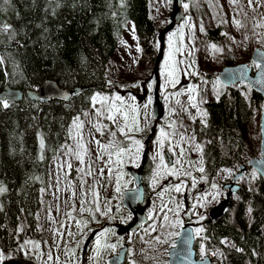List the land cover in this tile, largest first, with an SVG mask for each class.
Returning <instances> with one entry per match:
<instances>
[{"label":"rangeland","instance_id":"374dc122","mask_svg":"<svg viewBox=\"0 0 264 264\" xmlns=\"http://www.w3.org/2000/svg\"><path fill=\"white\" fill-rule=\"evenodd\" d=\"M185 3L188 4L187 9L183 6ZM181 6L184 17L179 23L171 25L169 0L149 2L150 16L158 30L156 62L153 64L140 61L133 25L125 23L122 41L109 64L106 90L95 94L107 97V102L94 103L92 100V108L82 118L73 120L69 143L50 160L46 201L37 217L38 231L43 232L42 239L24 240L13 252L0 251L4 256L2 264L13 259V254L21 255L33 264H81L84 244L92 234L94 237L83 264H108L125 241L117 234V226L123 227L131 219L129 211L121 205L125 192L136 187L127 170L139 169L145 154L146 138L152 127L156 128V135L148 153L154 168L148 182L153 198L148 205L150 211H147L151 215V226L145 227L144 233L148 231L151 234L154 225L160 222L158 237L172 236L169 234H178L182 224L188 221L196 235L195 229L201 227L202 219L226 200L227 190L223 187L232 182L231 178L238 171L219 172L212 187L198 179L202 175L198 169L203 168V144L195 138L192 124L202 117L203 103L215 100L224 90L225 87L217 81L225 63H232V66L247 64L256 70V65L252 66L254 64L250 60L255 48L264 47V0H181ZM217 27L225 38L221 46L213 48L205 33ZM170 36L177 69L178 82L175 86L168 82L164 74L165 61L170 52ZM176 48L180 51H174ZM156 72L164 107V117L158 124L152 118ZM189 88H195V93H190ZM116 96L121 100L116 101ZM190 96H195L197 107L191 106ZM113 103L121 107V112L115 113V121L106 118ZM97 110L103 115L98 116ZM125 112L127 121L123 118ZM259 120L250 132L248 155L257 153L260 147ZM74 121L83 127L77 128ZM125 123L127 127H124ZM97 127L101 131H97ZM122 127L124 134L119 131ZM162 130L167 133V138L161 148ZM96 141L100 145L112 144L113 147L105 151ZM133 141L142 145L138 158L129 159L131 154H125L119 157L122 163H118L116 153L120 148H130L135 152ZM165 149L171 157L169 166L163 155ZM78 153L83 156V164L77 158ZM161 155L165 165L169 168L175 166L178 177L167 175L163 170L161 175H156ZM248 155L246 160H250ZM118 181L119 192L116 191ZM189 184L191 190L198 185V191H190ZM176 185H182L181 192L174 190ZM213 185L216 187L213 188ZM193 191L197 193L192 194ZM185 206L188 208L185 209ZM177 212L179 215H176ZM165 215L169 218L167 222L163 219ZM177 220L181 223L172 227L171 224ZM101 233L104 235L101 236ZM98 240L101 245L99 256ZM25 241L33 243L26 244ZM112 244L116 245L115 250L105 247ZM152 245L155 251L150 256L144 251L140 254L137 247L129 248L126 263L148 264L150 261L151 264H164L159 263L157 258L151 259L159 256L160 251L156 250L160 247L158 244Z\"/></svg>","mask_w":264,"mask_h":264},{"label":"trees","instance_id":"16d2710c","mask_svg":"<svg viewBox=\"0 0 264 264\" xmlns=\"http://www.w3.org/2000/svg\"><path fill=\"white\" fill-rule=\"evenodd\" d=\"M149 2L0 0V91L10 87L25 94L48 80L66 91L80 89L67 101H31L25 96L8 109L0 108V186L6 189L0 193L1 252L15 251L24 240L42 239L37 217L46 201L50 160L69 143L73 120L82 118L92 108V97L106 90L109 64L126 22L133 25L140 61L156 62L158 30ZM205 38L221 46L225 36L217 27L206 31ZM223 89L215 100L203 103L202 113L207 115L192 124L195 138L203 144L201 174L207 182L223 170L247 165L250 132L264 108L262 97L246 84ZM248 156L258 158L260 147ZM237 184L239 190L216 221L202 219L204 231L194 234L196 255L201 256L203 245L204 256L215 253L213 264H264V177L248 169ZM161 225L156 223L151 234L143 232L144 226L131 235L127 250L137 247L150 256L155 251L152 244H158L159 256L151 259L167 264L165 257L176 237H162L160 241L167 242L158 243Z\"/></svg>","mask_w":264,"mask_h":264},{"label":"water","instance_id":"95a60500","mask_svg":"<svg viewBox=\"0 0 264 264\" xmlns=\"http://www.w3.org/2000/svg\"><path fill=\"white\" fill-rule=\"evenodd\" d=\"M190 2L191 0H184ZM171 4L169 23L177 24L184 17V12L181 6V0H169ZM251 61L253 64H260L264 68V49L255 48L251 55ZM155 88L153 92V105H152V118L154 121L160 122L164 117V107L160 97V88L157 72L155 74ZM219 82L225 87H231L239 83L247 84L250 89L259 94L264 100V78L261 75V69L253 70L247 64H238L234 66H225L218 74ZM80 92V89H73L71 91H66L57 86V84L48 80L43 86L37 90H29L25 94L17 89H12L10 87H5L0 91V98L9 99L11 104H15L23 100L26 96L31 101H49V100H61L67 101L72 95H76ZM259 130H260V156L258 158H252L248 160L247 165H240L238 172L234 175L232 182L223 187L224 190H227L226 200L222 202L214 211L211 213H217L219 210L225 209L231 197L237 193L239 190V185L237 184L239 178L242 177L244 172L247 169L253 170L258 176L264 177V108L260 115L259 120ZM152 133L155 131V127L152 128ZM150 140V137L147 139V142ZM165 160L170 165V158L167 154L164 155ZM130 174L132 175L135 183V189L125 192L124 199L122 200V206L126 208L132 215L130 222L124 227L119 228L118 233L133 232L138 230L143 224L146 223V218L144 214L137 211L144 199V190H143V181H142V172L134 171L129 169ZM211 213L209 214L212 217ZM191 237V243L185 244L184 241ZM93 239L91 235L82 251V256L84 257L86 250ZM194 235L191 227L184 225L175 242L177 247L169 248L167 251V262L168 264H212L211 258L197 257L196 251L194 248ZM187 252L191 254L188 255ZM127 247L124 245L118 253L113 256L108 264H124L126 260ZM6 264H19L18 261L12 260Z\"/></svg>","mask_w":264,"mask_h":264},{"label":"snow or ice","instance_id":"6c2138e0","mask_svg":"<svg viewBox=\"0 0 264 264\" xmlns=\"http://www.w3.org/2000/svg\"><path fill=\"white\" fill-rule=\"evenodd\" d=\"M5 2H8V0H5ZM183 6H184L185 9L188 8V4H187V3H185ZM3 28H4V30L7 31V30L9 29V25L5 24V25L3 26ZM201 30H203V29H201ZM173 35H175V34H173ZM169 48H170V52H169V57H168V59L165 61V65H164V74H165V76H166L168 82L172 83L173 86H175V84H176L178 81L176 80V71H177V69H176V61L173 59V52H172V50H171V49H172V36L169 37ZM213 48H215V45H213ZM138 50H139V49H138ZM216 50L219 51V49H216ZM174 51L179 52L180 49H179V48H176ZM2 62H3V61L0 60V63H2ZM256 67H257L258 69H261V75H262V78H264V68H262V66H261L260 64H256ZM217 82L219 83V81H217ZM188 91H189L190 93H195L196 89H195V88H189ZM92 100H93L94 103H105V102H107L108 98H107V97H101V96L97 95V96L92 97ZM115 100H116V101H120L121 98H120L119 96H116V97H115ZM194 101H195V96H190V102H192L191 106H192V107H197V104H196ZM178 102H179V101H178ZM149 103H151V98H149ZM122 104H123V102L121 101V105H122ZM10 106H11V103H10V100H9V99L0 98V108H2V109H8V108H10ZM145 107H147V105H145ZM120 112H121V107L118 106V105H116L115 103H113V104L111 105V107H110L109 114L107 115L106 118H107L108 120H113V121H115V119H116L115 113H120ZM97 115H98V116H101V115H103V113H101L99 110H97ZM201 115L206 116L207 114H206V113H201ZM123 118H124L125 121L128 120V115H127L126 112L123 113ZM77 119H78V118H77ZM74 124H75V126H76L77 128H82V127H83L82 124H76L75 121H74ZM124 127H127V123H125V126H124ZM97 131H101V129H100L99 127H97ZM119 131L121 132V134H124V128H123V127L120 128ZM101 134H103V133H101ZM112 135L115 136V132H113ZM161 137H162V139L159 141V144H160V147L162 148V147H163V143H164V139L167 138V133L163 132V130L161 131ZM96 143H97V144H98L103 150H105V151H107V149L113 147L112 144H108V145H100V144H99V141H96ZM133 143L136 145V149H135V152H134V153L132 152V149H130V148H128V149L120 148V149L117 151L116 155H117V157H118V160H117L118 163H122V161L119 159V157H121L122 155H125V154H131V155L129 156V159H136V158H138L139 153H140V149H141L142 145H140V142H139V141H133ZM40 146H41V148L44 147V142H43L42 139H41V141H40ZM80 147L83 148V145H80ZM196 147H197V149H200V146H199V145H196ZM70 151H71V150H70ZM86 151H87V150L85 149V153H86ZM181 154H183V153H181ZM77 158L80 160L81 164L84 163L83 156L80 155L79 153L77 154ZM41 159H43V157H41ZM177 163H179V161H177ZM68 167L70 168L71 165L69 164ZM161 170H163V172H165L167 175H173V176H177V177H178V175H179L178 170L175 169V166H173L172 168H169L167 165L164 164V158H163L162 155L160 156V163L157 165V172H156V175H157V176L161 175ZM198 171L203 172L204 169L201 167V168L198 169ZM186 174H187V175H190V173H186ZM193 183L195 184V180H194ZM215 187H216V186L213 185V188H215ZM174 190H175L176 192H181V190H182V185H176L175 188H174ZM4 191H6V189H5L4 187L0 186V193H3ZM116 191H117V192L120 191L119 181L117 182ZM161 195H163V194L161 193ZM213 198H215V197H213ZM178 207H179V206H178ZM170 211H171V209H170ZM176 215H179V213L177 212ZM163 219H164V221H166V222L169 220V218H168L167 215H165ZM180 223H181V222H180L179 220H177V221L173 222V223L171 224V226H172V227H176V226H177L178 224H180ZM153 230H155V229L153 228ZM203 231H204L203 228H197V229H195V233H196V235H200V233L203 232ZM103 235H104V233H101V236H103ZM169 235L177 236L178 234H177V233H170ZM157 242H158V243H166L167 241H166V240H165V241H160L159 237H157ZM25 243H26V244H30V243H33V242H31V241H25ZM184 243L190 245V243H191V237L189 236V238H188L187 240H185ZM100 247H101V245H100V242H99V240H98V241H97V256H99V254H100V252H99ZM105 247H110V248H112L113 250H115L116 245H115V244H112V245H105ZM171 247L175 249V248L177 247L176 243H173V244L171 245ZM200 251H201V257L203 258L204 253H205V249H204V246H203V245H201V249H200ZM187 254L190 255L191 253H190V252H187ZM3 259H4V256H3L2 253H0V264H2ZM49 259H51V256H49Z\"/></svg>","mask_w":264,"mask_h":264},{"label":"flooded vegetation","instance_id":"af4514ba","mask_svg":"<svg viewBox=\"0 0 264 264\" xmlns=\"http://www.w3.org/2000/svg\"><path fill=\"white\" fill-rule=\"evenodd\" d=\"M237 85V84H236ZM236 85H234V86H236ZM239 85V84H238ZM224 86V85H223ZM225 87V86H224ZM232 87V86H231ZM226 89L227 88H230V87H225ZM152 128H150V131H149V134L147 135V138L146 139H148L149 137H150V140L147 142V140H146V143H145V154H144V156H143V158H142V163H141V165H140V167H139V169L138 170H135V169H133V168H129V169H133L134 171H140L141 170V172H142V181H143V190H144V199H143V202H142V204L139 206V207H137V211H139V212H141L142 214H144V216H145V218H146V223L145 224H143L138 230H136V231H133V232H130V231H128V232H125V233H118V229L119 228H124L129 222H130V220L132 219V215H131V219L126 223V225L125 226H123V227H120V226H117V234L118 235H120V236H122L123 237V241H124V244L122 245V246H126L127 247V245H126V243L128 242L127 240H128V238L131 236V235H133L134 233H136V232H138L142 227H146L150 222H151V218H150V214H149V212H147V211H150V209H149V207H148V205H149V202H150V196H152L151 194H150V187H149V182H148V180H149V176L151 175V172H152V170H153V163H152V161H151V159H150V157H149V145L151 144V142H153L154 140H155V135H156V128H155V131H154V133H152ZM165 154H167V156L170 158V160H171V157H170V155L167 153V150L165 149V151H164V153H163V155H165ZM165 157V156H164ZM148 166H150V168L149 169H147V167ZM129 169L127 170L128 171V173H129V176L132 178V180H133V182H134V179H133V177H132V175L130 174V172H129ZM147 170H149V171H147ZM198 179H200V180H203L204 181V183H205V185H207V186H210V187H212L211 185L213 184L212 182L214 181V180H211V181H209V182H207L206 181V179L204 178V176L203 175H201L200 176V178H198ZM135 184V183H134ZM190 185L191 184H189V187H188V189L190 190V191H192V190H196V191H198L197 189H198V185L197 186H194V188L191 190L190 189ZM194 192V191H193ZM197 192H194V193H192V194H196ZM146 194L148 195V198L149 199H147L146 198ZM185 196H186V194H184V198H185ZM151 198H153V196L151 197ZM121 205H122V201H121ZM123 207V206H122ZM148 208V209H147ZM188 207L187 206H185V209H187ZM126 209V208H125ZM127 210V209H126ZM215 210V209H214ZM213 210V211H214ZM128 211V210H127ZM223 210H220L219 212H217V213H211V215H212V217H210V215L209 216H207V217H204V218H209V219H211V220H213V221H216V219L221 215V212H222ZM130 213V212H129ZM209 213V214H210ZM150 215V216H149ZM185 221V220H184ZM188 221H186V222H184L183 224H182V227L184 226V225H188V226H190L191 227V225L189 224V223H187ZM181 227V228H182ZM192 228V227H191ZM193 229V228H192ZM181 230V229H180ZM180 230H179V232H180ZM194 231V230H193ZM178 232V233H179ZM93 235V237H94V234H92ZM176 239V238H175ZM174 242H175V240H174ZM128 244V243H127ZM14 255V257H13V259H10V260H8L7 262H9V261H12V260H16V261H18L19 262V264H33V263H30L29 261H28V259H26L25 257H21V256H19V255H16V254H13ZM85 256V255H84ZM7 262H5L4 264H6ZM83 262H84V257L82 256L81 257V264H83ZM38 264H40V263H38Z\"/></svg>","mask_w":264,"mask_h":264}]
</instances>
